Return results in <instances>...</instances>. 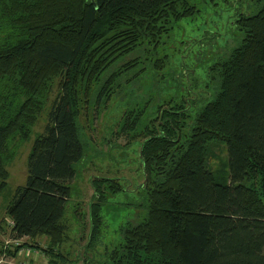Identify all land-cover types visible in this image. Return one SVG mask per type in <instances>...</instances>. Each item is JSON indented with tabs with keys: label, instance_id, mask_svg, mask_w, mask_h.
<instances>
[{
	"label": "trees",
	"instance_id": "trees-1",
	"mask_svg": "<svg viewBox=\"0 0 264 264\" xmlns=\"http://www.w3.org/2000/svg\"><path fill=\"white\" fill-rule=\"evenodd\" d=\"M257 2L252 14L234 21L237 46L209 66L215 91L192 122L184 99L162 108L152 125L137 121L130 129L146 131L139 151L146 215L120 230L110 264H264V0ZM195 11L187 0H0V187L14 147L29 138L59 79L44 132L27 157L26 182L6 206L10 239L31 249L44 236L48 258H62L69 184L83 155L80 88L122 58L105 80L106 93L139 64L138 56L123 62L126 56L147 40L157 47L174 23ZM217 143L227 158L219 176L207 165ZM91 184L88 246L103 226L106 190L120 191L113 179ZM18 249L2 244L0 253L14 258Z\"/></svg>",
	"mask_w": 264,
	"mask_h": 264
},
{
	"label": "rangeland",
	"instance_id": "rangeland-1",
	"mask_svg": "<svg viewBox=\"0 0 264 264\" xmlns=\"http://www.w3.org/2000/svg\"><path fill=\"white\" fill-rule=\"evenodd\" d=\"M187 1L195 7L194 14L174 23L167 37L161 36L157 47L153 48V43L147 40L136 54L126 56L123 62L138 56L139 64L120 79H115L111 86L107 85L106 93L102 92L105 80L114 68L122 64V58L110 66L99 81L80 88L76 122L83 155L73 166L75 175L69 184L70 198L62 219L66 224V240L57 252L62 258H48L44 252L47 239L38 236L33 239L37 248L31 247L30 264H110L108 254L122 241L120 230L129 223L143 221L147 193L139 151L146 131L139 135L140 130L130 129L137 121L152 125L162 108L168 109L174 102L184 99L189 107L190 124L196 110L215 91L214 84L207 79L209 66L228 56L241 38L234 21L239 15L252 14L259 5L258 0ZM87 87L90 89L85 96ZM50 89L47 104L29 138L17 143L15 156L6 166L9 178L5 187H0V248L10 239L6 206L15 188L26 182L27 157L34 140L44 132L51 104L59 90L58 78L52 81ZM98 97L99 103L96 104ZM125 126L130 128L125 129ZM211 149L213 154L208 157V168L218 176L222 175L227 160L225 146L217 143ZM101 178L117 180L120 191L112 194L106 190L101 209L103 226L97 240L88 246L91 228L88 206L94 200L91 183ZM33 241L22 239V242ZM17 247L20 254L10 259L11 264H28L23 261L26 246ZM1 256L9 258L3 253Z\"/></svg>",
	"mask_w": 264,
	"mask_h": 264
},
{
	"label": "built area",
	"instance_id": "built-area-1",
	"mask_svg": "<svg viewBox=\"0 0 264 264\" xmlns=\"http://www.w3.org/2000/svg\"><path fill=\"white\" fill-rule=\"evenodd\" d=\"M20 240H15V239H9L5 242V246L8 244H13L14 246H18L19 245ZM24 255H25V259L30 258L32 256V250L29 248H24ZM21 251V250H20ZM20 251L17 252V254H20ZM11 258H3V256L0 257V264H11ZM25 259L23 261H25ZM21 261V263L23 262ZM27 263V262H26Z\"/></svg>",
	"mask_w": 264,
	"mask_h": 264
},
{
	"label": "water",
	"instance_id": "water-1",
	"mask_svg": "<svg viewBox=\"0 0 264 264\" xmlns=\"http://www.w3.org/2000/svg\"><path fill=\"white\" fill-rule=\"evenodd\" d=\"M146 183V178L144 179V184Z\"/></svg>",
	"mask_w": 264,
	"mask_h": 264
}]
</instances>
